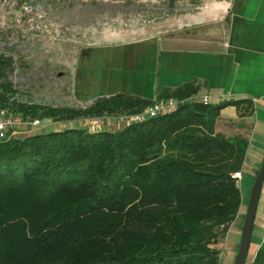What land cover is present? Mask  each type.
<instances>
[{"label":"trees","instance_id":"obj_1","mask_svg":"<svg viewBox=\"0 0 264 264\" xmlns=\"http://www.w3.org/2000/svg\"><path fill=\"white\" fill-rule=\"evenodd\" d=\"M197 93L192 84L161 89L156 98L178 100L175 108L127 127L21 134L31 126L1 139L0 264H220L219 243L240 215L232 174L248 141L214 131L220 108L240 100L204 104ZM17 94L1 81L0 109L50 122L151 103L117 93L52 106ZM245 264H264V235Z\"/></svg>","mask_w":264,"mask_h":264},{"label":"crops","instance_id":"obj_2","mask_svg":"<svg viewBox=\"0 0 264 264\" xmlns=\"http://www.w3.org/2000/svg\"><path fill=\"white\" fill-rule=\"evenodd\" d=\"M173 5L165 29L105 30L96 44L79 48L71 91L82 101L121 93L152 103L161 89L192 84L198 87L194 98L205 95L212 105L240 100L238 108H220L214 131L247 138L237 184L244 178L247 183L245 163L247 175L254 176L264 157V0H176ZM68 123L49 122L33 132ZM254 231L259 237L249 249H256L264 235V181Z\"/></svg>","mask_w":264,"mask_h":264},{"label":"flooded vegetation","instance_id":"obj_3","mask_svg":"<svg viewBox=\"0 0 264 264\" xmlns=\"http://www.w3.org/2000/svg\"><path fill=\"white\" fill-rule=\"evenodd\" d=\"M158 1L165 3L158 5ZM174 1L176 0H157L154 5H142L140 0H0V82L9 81L18 91L17 96L24 101L45 104L24 99L22 93L25 90L21 89V82L27 81V86L32 88L37 83L34 80L40 76L52 80L53 77L65 76V73L57 69L54 72L28 73L27 69L21 67L33 59L24 61L23 55L26 57L28 53H37L35 50H43L44 54L49 53L52 48L57 50L58 54H54L55 62L64 60L70 66L68 83L71 90V72L74 70V60L79 48L96 44L106 37L102 34L105 30L135 27V24L124 22L120 16L114 19L117 15L126 11L128 16L137 18L149 11L151 14L156 13L157 17L158 10L161 13L171 10ZM48 34H52V37L47 36ZM55 37L57 41L52 43L54 45L45 43V39ZM67 50L70 54H62ZM80 52L84 53L86 50ZM60 84L64 83L61 81Z\"/></svg>","mask_w":264,"mask_h":264},{"label":"rangeland","instance_id":"obj_4","mask_svg":"<svg viewBox=\"0 0 264 264\" xmlns=\"http://www.w3.org/2000/svg\"><path fill=\"white\" fill-rule=\"evenodd\" d=\"M163 3H165V1H163V2L158 1L157 4L161 5ZM140 4H142V5L143 4L154 5L156 3H151V2H148L147 0H144ZM160 11L161 10H158L157 17H155L156 13L151 14L148 11V12L142 13L141 14L142 16H139L140 18L128 16V12L124 11V12H121L120 15H117L114 19H117L118 16H120L124 22H126L128 24L132 23V24H135V26H141V27H143V29L147 28L148 30H151V29H154L157 27H159L160 29H165L167 18L171 19L170 16H172L173 12L161 13ZM134 18H136V19H134ZM47 36L52 37V34H48ZM56 38L57 37H55V39L54 38L53 39L52 38L45 39V43H49L48 45H54L52 43L57 41ZM94 38H96V37H94ZM53 49L54 48H52L49 53H45V54H44L43 50H35V51H37V53H28V54H26V57H24V55H23L24 61L28 58H30V60L33 59V61H31L28 64L25 62L26 66L28 65V67L23 65L21 68H23L25 70L27 69L28 73H30V72H32V73H35V72L46 73L48 71L54 72V70L57 69V70H60L63 73H65V76L53 77L52 80L51 79H44L43 76L42 77L40 76V78L38 77L37 79L34 78L35 80L34 79H32V80H34L37 83L35 86L31 85L32 88L29 87L30 85L27 86V84H28L27 81L21 82L23 85V87H21V89L25 90L22 93V97L26 100L45 103V104H49V105H56V106H79V107L86 106L87 104H89L92 101V99H89L88 101H82L81 99H77L75 97L74 93L71 90H69L70 88H69L68 82H69V76H70V68H69L70 66L64 60H61L60 62L59 61L55 62L56 58H55L54 54L57 52V50L55 51ZM56 54H58V53H56ZM62 54L68 55V54H70V51L69 50L64 51V53H62ZM73 55H75V52H73ZM20 57L22 58V56H20ZM52 63H55L57 65H52ZM61 81L64 83L63 85L60 84ZM75 120L68 121L70 123L62 125V128L63 129L68 128V127L81 128V125H80V122L78 121V119H75ZM49 122L50 121H48L47 119H43V120H40V125L47 124ZM108 126H109V130H113V128H115L114 126H111V125H108ZM59 127L60 126H58V125L56 126V128H59ZM37 128H38L37 126H33L32 130L30 132L29 131L28 132L23 131L24 132L23 135L31 134V132L34 133L33 131H36ZM245 165L246 166L244 168L243 175L245 177H249L248 179L246 178L248 184L246 183L245 178L243 181L240 180L238 183V187H239L241 199H242L240 215L236 217L235 221L233 222L230 229L228 230L226 236L223 238L222 242L219 243L220 247L222 248L220 264H232V261L234 259L235 253H236L238 241L240 238V231H241L242 221H243L242 214L245 213L250 188L252 186L253 179L255 177L252 175H247V172H248L247 163H245ZM258 237L259 236L257 235L256 231H254L252 236H251V241H252L251 243L255 242L258 239ZM254 251H255V249L252 246L249 249L247 261L251 260Z\"/></svg>","mask_w":264,"mask_h":264},{"label":"built area","instance_id":"obj_5","mask_svg":"<svg viewBox=\"0 0 264 264\" xmlns=\"http://www.w3.org/2000/svg\"><path fill=\"white\" fill-rule=\"evenodd\" d=\"M143 2L144 0H140ZM154 3L157 0H147ZM202 103H208V97L203 96L199 99ZM178 100L173 98L155 99L151 104L144 107L141 111L131 114H116L113 116H92L78 119L81 128L89 132L109 130V123L112 122L114 127H127L135 123H140L148 118L171 112L178 104ZM31 126H40V120H23L19 115L8 112L6 109H0V140L8 136H15L23 128ZM233 177L239 179V172L232 174Z\"/></svg>","mask_w":264,"mask_h":264},{"label":"water","instance_id":"obj_6","mask_svg":"<svg viewBox=\"0 0 264 264\" xmlns=\"http://www.w3.org/2000/svg\"><path fill=\"white\" fill-rule=\"evenodd\" d=\"M263 181H264V157L253 179L252 186L250 188V192L246 204V210L242 221L240 238L238 241L236 253L232 261V264H245L246 262L249 252V246L251 242L254 217H255L257 203Z\"/></svg>","mask_w":264,"mask_h":264}]
</instances>
